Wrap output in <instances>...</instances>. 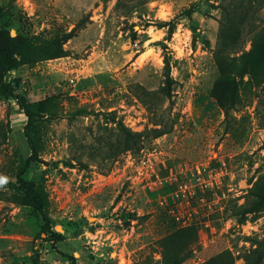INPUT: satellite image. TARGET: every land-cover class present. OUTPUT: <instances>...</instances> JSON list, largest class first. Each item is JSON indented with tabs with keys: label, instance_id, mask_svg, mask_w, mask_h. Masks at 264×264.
<instances>
[{
	"label": "rangeland",
	"instance_id": "374dc122",
	"mask_svg": "<svg viewBox=\"0 0 264 264\" xmlns=\"http://www.w3.org/2000/svg\"><path fill=\"white\" fill-rule=\"evenodd\" d=\"M115 2L0 0V28L14 37L56 42L77 29L61 45V57L4 78L26 92L35 83L44 88L42 98L57 100L54 115L36 126L43 163L24 175L43 184L47 219L0 200V264H71L69 257L73 264H168L176 253L180 264L219 255L231 264H246L248 256L264 264V256L255 261L264 251V210L256 202L264 192L258 98L248 101L241 90L236 110L225 117L211 96L219 1L146 0L130 13ZM189 8L188 20L182 13ZM252 13V29L264 28V7ZM243 40L248 50L249 37ZM166 74L169 100L161 92ZM16 107L0 99L2 199L9 195L3 186L16 182L30 155L12 122ZM113 121L148 139L160 124H173L167 134L142 141L139 151L100 150L97 140H114ZM67 160L71 167L62 164ZM250 203L257 211L240 216L236 207ZM51 233L60 239L52 242Z\"/></svg>",
	"mask_w": 264,
	"mask_h": 264
},
{
	"label": "trees",
	"instance_id": "16d2710c",
	"mask_svg": "<svg viewBox=\"0 0 264 264\" xmlns=\"http://www.w3.org/2000/svg\"><path fill=\"white\" fill-rule=\"evenodd\" d=\"M146 0H116L115 6L126 10H131L138 5H142ZM220 9V18L218 21V35L213 50V59L217 66L218 77L213 85L211 96L215 103L223 110L225 117L230 110L235 111L240 100V91H244V98L248 101L252 98H258L255 111L264 124V28L255 31L252 29L251 17L257 9L264 7V0L242 1V3H233V0H218ZM253 6V7H252ZM251 11V15H250ZM189 20L191 9L183 13ZM247 26V28L245 27ZM245 28L246 31H243ZM76 27L71 31L63 34L59 41H41L33 42L22 36L11 37L6 27L0 28V99L6 100L11 98L16 101V110L25 118L22 127L23 137L30 150L29 157L22 161L15 174V183H8L5 187L9 195L0 200H8L15 206L25 207L32 212L37 213L43 220L47 219L46 209L48 205L47 193L43 184L38 180H27L24 175L30 172L32 165L43 163L38 159V144L34 140L37 131L39 119L52 117L54 115L56 97H44L39 100H33L29 97L28 92L22 89L18 80L5 82L4 78L10 71L17 70L24 65H32L36 62L61 57V45L72 39L76 33ZM195 28H192L194 32ZM172 28H168L171 32ZM246 37H249L250 48L244 50L243 44ZM59 52L55 54L54 52ZM168 69V65L165 67ZM246 78V81H244ZM257 92H252V89ZM171 80L166 74L164 86L161 92L167 100L171 94ZM261 107V110L259 108ZM150 110V107H148ZM115 124L114 140H107L105 143L102 138L99 141L100 150L107 148L108 151L113 149L118 152H135L139 151L142 141L157 139L167 134L172 127L173 122L160 124L159 129L152 130L150 138L145 133H133L126 128L121 121H113ZM113 141V142H111ZM75 162L78 163V161ZM80 162V161H79ZM60 162H55L59 164ZM64 166L71 167L70 160L62 163ZM0 196H2L0 194ZM258 204H261L264 210V192L257 197ZM233 209V208H232ZM240 216H245L251 212L257 211L253 203L244 204L236 207ZM242 221H238L241 224ZM52 242L60 239V235L51 233ZM255 261L262 260L264 251L256 252ZM254 255V254H253ZM71 264L74 263L72 257L68 258ZM183 257L178 253L171 257L168 264H180ZM204 264H231L227 255H219ZM246 264H253L249 258H246Z\"/></svg>",
	"mask_w": 264,
	"mask_h": 264
},
{
	"label": "crops",
	"instance_id": "0c3cea01",
	"mask_svg": "<svg viewBox=\"0 0 264 264\" xmlns=\"http://www.w3.org/2000/svg\"><path fill=\"white\" fill-rule=\"evenodd\" d=\"M33 90L32 91H29L28 92V95L30 98H32L33 100H39V99H42V91H43V87H40L39 85H33ZM44 92V91H43ZM14 117L12 119V122L13 124L16 123L17 124V128H16V131H17V134H19L20 136H23V133H22V127L25 123V118L22 116V114H20L17 110H16V113L13 114Z\"/></svg>",
	"mask_w": 264,
	"mask_h": 264
},
{
	"label": "built area",
	"instance_id": "2783aa9c",
	"mask_svg": "<svg viewBox=\"0 0 264 264\" xmlns=\"http://www.w3.org/2000/svg\"><path fill=\"white\" fill-rule=\"evenodd\" d=\"M259 221L262 224V226L264 227V212L260 215Z\"/></svg>",
	"mask_w": 264,
	"mask_h": 264
},
{
	"label": "water",
	"instance_id": "95a60500",
	"mask_svg": "<svg viewBox=\"0 0 264 264\" xmlns=\"http://www.w3.org/2000/svg\"><path fill=\"white\" fill-rule=\"evenodd\" d=\"M10 36L14 37V33L12 31H10Z\"/></svg>",
	"mask_w": 264,
	"mask_h": 264
}]
</instances>
